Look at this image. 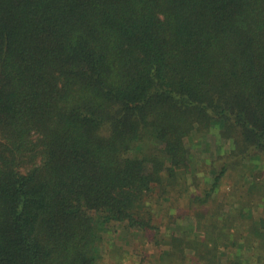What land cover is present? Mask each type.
I'll return each instance as SVG.
<instances>
[{
  "label": "trees",
  "instance_id": "1",
  "mask_svg": "<svg viewBox=\"0 0 264 264\" xmlns=\"http://www.w3.org/2000/svg\"><path fill=\"white\" fill-rule=\"evenodd\" d=\"M213 132L230 147L202 166L188 140ZM263 157L264 0H0V264H125L112 224L140 236L139 264H264L243 261L264 215L224 258L252 196L231 224L222 206L156 223L236 171L264 198L246 172Z\"/></svg>",
  "mask_w": 264,
  "mask_h": 264
},
{
  "label": "rangeland",
  "instance_id": "2",
  "mask_svg": "<svg viewBox=\"0 0 264 264\" xmlns=\"http://www.w3.org/2000/svg\"><path fill=\"white\" fill-rule=\"evenodd\" d=\"M189 146L191 149L192 154L194 155V158L196 161L204 166V164L211 158H214L218 154H223L229 150L230 145L223 141L219 140L216 136V133L213 132L212 134H203V135H194L189 140ZM204 162V163H203ZM249 162V163H248ZM247 163L249 164L246 172L247 174H258L259 177L257 178V181H264V157L263 158H255L250 159ZM203 163V164H202ZM240 169V168H239ZM201 175H205L204 172L200 173ZM210 177L207 175V178ZM255 183V178L253 177H241L239 175V171L233 172L228 177L223 179V184L219 188V190L214 194L212 199L203 206L198 205L196 209L194 207L189 206L188 204L184 205V203L180 206L175 208H171L170 210H167L165 206L160 208V211H162V218H156V223L159 222L160 226L162 227V233H172V232H180L183 228H189L190 230L193 229L196 226V218L194 216L195 212L197 210H204V212H207V217H202L200 219V224H213L215 219V212H217L222 206V214L221 218L218 219V223L221 225L224 224H231L228 223L230 220H225V215L228 216L229 214V208L232 205V203L237 202V200H243L247 203V201L252 199L255 200L253 203V207H251L247 213H244L243 218H239L236 223L234 229L231 231L233 234V239L228 242L229 247L224 250V258L225 260H231L235 256L238 255L239 247L238 245L232 246L234 242L240 241L242 242L245 237H251L252 240L256 241L258 237H254L253 232L250 229V226L253 225L254 220L256 219L259 221L261 217L264 215V205L260 204L258 205L261 200L264 202V198L262 197V192L259 189L252 190V185ZM244 187V190L242 189ZM260 188V187H259ZM250 191H253V194ZM226 193H228L227 196V204L222 202L225 198ZM251 206L250 204H248ZM181 208V209H180ZM170 211V212H168ZM181 212V214H180ZM174 215H180L178 218L171 217ZM231 222V221H230ZM158 225V223H157ZM112 227L109 228L107 234V243L104 246V250H109L113 243L118 245V248H121L123 251L126 250L127 252L131 253H124L125 256V264H139L141 262V257L143 256V250L141 251V248L137 249V252L140 254L132 255V251L135 250L137 247V240H139L137 233L128 232L127 230H124L122 225L119 224H112ZM230 226V225H229ZM230 228H228V231ZM143 242V241H142ZM239 243V242H237ZM123 246H122V245ZM252 245L248 247V251L245 248L246 258H243L244 262H247V257L249 256V261L254 262L258 260L259 256L264 255V252H261L259 248H257L258 243L255 245L253 242ZM140 245L139 247H141ZM254 246V247H253ZM168 246H163L162 248H167ZM147 251L150 253L157 254L161 251V248L157 247L153 242L147 244L146 246ZM115 260L118 259V257L114 256ZM143 264H147V262H143ZM248 264H251L248 262Z\"/></svg>",
  "mask_w": 264,
  "mask_h": 264
}]
</instances>
